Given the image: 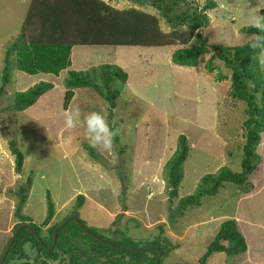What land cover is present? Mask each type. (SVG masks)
<instances>
[{
	"label": "rangeland",
	"instance_id": "rangeland-1",
	"mask_svg": "<svg viewBox=\"0 0 264 264\" xmlns=\"http://www.w3.org/2000/svg\"><path fill=\"white\" fill-rule=\"evenodd\" d=\"M30 1L0 0V84L7 46L20 32ZM103 1L119 10L134 7L155 15L163 31L172 29L150 4ZM194 1L198 6L205 2ZM214 1L215 7L206 10L209 22L198 33L209 43L228 48L253 37L239 29L258 23L264 0ZM193 35L188 45L196 43ZM180 46L76 45L70 54L71 66L58 75L17 69L11 50L9 77L0 94V253L18 221L13 215L18 200L14 192L31 176L22 213L40 225L46 215L47 190L54 202V215L42 227V236L49 235V225L75 209L87 226L108 239L117 226L135 239H151L162 224L178 245L163 257L162 264H194L219 224L234 218L250 250L234 255L214 252L206 264H264V131L257 145L261 160L243 186L225 182L216 195L204 196L200 206L188 207L174 226L169 222V206L175 207L178 198L192 193L203 174L221 166L241 169L247 119L246 103L230 92L231 70L218 59L209 69L211 53L201 55L197 66L174 64L171 53ZM259 57L264 72V50ZM102 63L117 64L127 73L126 80L116 81L121 88L112 117H108V103L91 87L74 88L64 108L68 70H88ZM218 75L226 78L218 79ZM40 80L55 86L17 109L13 93ZM256 94L258 100L260 94ZM108 122L117 126L119 144L112 142ZM181 133L190 149L178 197L170 204L163 166ZM11 138L24 154L20 173L14 171ZM84 143L99 153V159L89 155ZM78 193L85 197L80 207L75 206ZM28 253L30 264H36L35 251L29 247ZM64 262L67 256L47 264Z\"/></svg>",
	"mask_w": 264,
	"mask_h": 264
},
{
	"label": "trees",
	"instance_id": "trees-1",
	"mask_svg": "<svg viewBox=\"0 0 264 264\" xmlns=\"http://www.w3.org/2000/svg\"><path fill=\"white\" fill-rule=\"evenodd\" d=\"M132 1L156 7L172 29L163 31L155 15L134 7L119 10L103 0H31L20 32L7 46L1 70L0 94L4 82L9 77L11 50L15 52L14 66L29 74L43 72L58 75L62 69L71 65V49L76 45L179 44L181 46L171 53V61L174 64L197 66L200 56L205 53H211L207 60V66L211 70L214 68V59L222 61L225 67L231 70L229 76L231 94L246 103L247 119L244 122L245 141L242 146L241 169L234 171L228 166H221L214 172L203 174L192 193L178 198L175 207L169 206V222L174 226L176 218L182 216L188 207L200 206L204 196L216 195L225 182L243 186L248 175L255 170L261 160L257 145L260 134L264 131V72L260 68L259 57L264 50V8L259 12L257 24L245 25L239 29L240 32L252 34L253 37L241 45L228 48L221 43H209L205 36L198 33L209 22L206 10L215 7L214 0H205L201 6L194 0ZM193 34H196V43L188 45L194 38ZM224 78L226 76L218 75V79ZM126 79L127 73L117 64L102 63L88 70L69 69L68 76L64 79L66 91L63 106L64 108L68 106L74 95V88L91 87L110 106L108 117L111 118L112 108L116 105L115 98L121 88L116 87V81ZM52 87L51 81L40 80L25 90L15 91L13 93L15 107L22 109L34 103L41 93ZM256 93L260 94L258 100ZM108 126L113 134L112 142L119 144L116 124L108 122ZM8 146L14 156V171L20 173L24 154L16 139H9ZM83 146L90 156L99 159V153L90 144L84 143ZM189 149L186 135L179 134L176 148L163 166L165 191L170 204L178 197V187L183 178V163ZM122 150L120 147L119 151ZM31 181L32 177L27 176L25 182L14 192L18 200L13 215L18 221L12 228V234L22 223H27L35 231L22 227L2 264H30L29 247L36 253L33 260L36 264H47L49 260H57L60 256L68 257V262L63 264H154L159 250H162L159 261V264H162L163 257L178 246L167 236L162 224L158 226V232L154 237L143 240L135 239L119 226L111 230L112 239L105 238L96 229L87 226L81 218L79 220L84 227H80L75 219L60 225L69 215L78 214L76 209L59 222L49 225L47 227L49 235L42 236V227L48 225L54 215V202L50 191L47 190L46 215L40 225L34 223L31 216L22 213ZM84 198L82 193H78L75 206L80 207ZM85 229L116 246L95 239L86 233ZM135 247L142 249L132 251L125 249ZM246 249L247 244L237 228L236 219H225L219 224L198 262L194 264H206L207 258L214 252L237 254Z\"/></svg>",
	"mask_w": 264,
	"mask_h": 264
},
{
	"label": "water",
	"instance_id": "water-1",
	"mask_svg": "<svg viewBox=\"0 0 264 264\" xmlns=\"http://www.w3.org/2000/svg\"><path fill=\"white\" fill-rule=\"evenodd\" d=\"M70 219H75L76 220V222L78 223V225L80 226V227H84L83 226V224L80 222V220H79V216H78V214H71V215H69L60 225H64L68 220H70ZM22 227H27L28 229H30L31 231H35V229L34 228H32L30 225H28L27 223H22V224H20L18 227H17V229L15 230V232L11 235V237H10V239H9V241H8V243H7V245H6V247H5V249H4V251H3V253H2V255H1V257H0V264H2V262H3V260H4V258H5V255L7 254V252H8V249L10 248V246H11V244H12V242H13V240H14V238H15V236L17 235V233L20 231V229L22 228ZM57 228H58V226L57 227H55V229H54V233H53V237L55 236V232H56V230H57ZM85 231H86V233H88V234H90L92 237H94L95 239H98V240H100V241H102V242H105V243H107L108 245H110V246H116L115 244H113V243H111V242H106L105 240H103V239H101L99 236H97L96 234H94L93 232H91V231H89V230H87V229H85ZM123 248V247H122ZM126 250H138V249H142V248H138V247H135V248H125ZM161 256H162V250H159V253H158V255H157V257H156V259H155V263L154 264H159V261H160V258H161ZM181 264H183V263H181Z\"/></svg>",
	"mask_w": 264,
	"mask_h": 264
},
{
	"label": "crops",
	"instance_id": "crops-1",
	"mask_svg": "<svg viewBox=\"0 0 264 264\" xmlns=\"http://www.w3.org/2000/svg\"><path fill=\"white\" fill-rule=\"evenodd\" d=\"M28 7H29V6H28ZM26 13H27V12H26ZM73 47H74V46H73ZM73 47H72V48H73ZM71 50H72V49H71ZM70 66H71V65H70ZM54 86H55V84H54ZM54 86H53V87H54ZM247 250H250V248H249V244H248V248H247ZM251 250H252V249H251ZM244 252H246V251H244ZM241 253H243V252H241ZM237 254H238V253H237ZM233 255H234V254H233Z\"/></svg>",
	"mask_w": 264,
	"mask_h": 264
}]
</instances>
